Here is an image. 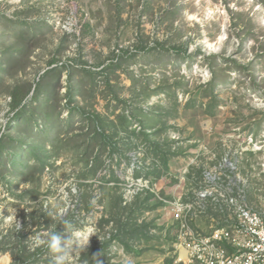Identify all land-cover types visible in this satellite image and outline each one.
<instances>
[{"label": "rangeland", "instance_id": "rangeland-1", "mask_svg": "<svg viewBox=\"0 0 264 264\" xmlns=\"http://www.w3.org/2000/svg\"><path fill=\"white\" fill-rule=\"evenodd\" d=\"M185 45L188 55L200 49L235 60L242 68L221 66L219 74L228 75L229 83L215 89L211 116L206 109L212 105L206 95L212 79L208 63L201 57L187 62ZM0 62V137L32 97L51 100L22 109L21 121L39 122L33 135L21 123V133L15 129L10 135L13 142L33 139L46 165L27 155L29 173L22 176L13 169L11 146L0 155V264H52L50 255L43 254L47 246L30 247V238H44L55 229L56 213L63 212L65 222L81 217V186L95 199L104 198L101 204L92 198L91 214L82 223L95 233L86 249L116 233L113 222L105 223L114 196L129 194V205L121 208L128 217L131 206L143 207L149 193L155 195L138 215L150 237L135 243L142 255L135 257L115 244L124 264H172L175 236L163 233L157 196H171L177 182L164 172H203L228 155L238 161L237 172L252 173L251 187L260 191H251V199H264L261 0H0ZM190 99L197 100L196 107L186 108ZM73 109L78 112L69 126ZM81 109L104 119L100 128L111 127L107 134L118 148L124 150L123 138L135 132L133 152L138 155L132 163L141 161L145 167H135L131 174L132 163L121 153L113 155L111 146L86 152V134L94 126L91 131L90 123L84 127ZM54 110L49 128L57 122L61 132L44 137L41 124ZM101 155L103 165L91 175ZM163 162L169 163V171ZM161 165L164 169L153 170ZM140 177L150 182L141 193L134 184ZM26 192L32 193L20 199ZM46 222L50 231H42Z\"/></svg>", "mask_w": 264, "mask_h": 264}, {"label": "built area", "instance_id": "built-area-1", "mask_svg": "<svg viewBox=\"0 0 264 264\" xmlns=\"http://www.w3.org/2000/svg\"><path fill=\"white\" fill-rule=\"evenodd\" d=\"M130 155L132 163L138 152ZM237 163L227 155L203 172H164L177 182L171 196L156 194L163 233L175 236L172 264H264V199H251V191L260 189L251 187V172H237ZM132 165L131 174L145 167L141 161ZM134 180L140 193L150 183ZM128 195L123 194L124 206Z\"/></svg>", "mask_w": 264, "mask_h": 264}, {"label": "trees", "instance_id": "trees-1", "mask_svg": "<svg viewBox=\"0 0 264 264\" xmlns=\"http://www.w3.org/2000/svg\"><path fill=\"white\" fill-rule=\"evenodd\" d=\"M262 3H264V0H261ZM164 44H161V46H163ZM185 49H183V52L186 54L187 57V62L190 59H195L197 57H201L202 59H204L207 63H208V70L209 72H211L212 75V79L210 82H208L207 88H206V95L207 97L210 98L209 100V104H212L208 107H206L207 109V113L208 115H213V112H210L208 110L210 109H214L215 108V102L217 101V95H214L215 89L219 88L220 86H225L227 85L228 82V75L223 76L220 73V68L222 65H231L233 68L235 69H242L241 66L239 65V63L235 60H232L230 58L225 59L223 57H221L218 54H210V55H206V53L202 50H198L196 53H191L188 55V45H185ZM164 49V48H162ZM174 50H178L176 47L173 48ZM3 65V62H0V68ZM92 72V71H90ZM92 74H96L95 72H92ZM1 79V78H0ZM40 96L41 94H38L37 96L32 97V99L26 103L23 106V110L27 109L29 107V105H33L35 103L40 104L41 106H46L51 100H44V101H40ZM68 97L70 99H72V95L69 94ZM197 100L195 99H190L187 104H186V108H193L196 107V104L198 102H196ZM16 102V100H15ZM75 102H73V100L71 101V104H74ZM204 106V105H202ZM19 110L18 115L15 117V120H13V122L15 124H12L13 122L10 123L8 129H7V133L3 134L0 137V155H3V153L5 151H7L9 149V146L12 147V151L9 155L10 158H14L12 165H13V169L14 170H18V173H21L22 176H25V174L29 173V172H25V170H27L28 167H30V165L25 164L26 161V157L27 155H31V158H34L36 162H39L42 167H44L46 165V161H45V157L40 154L39 152V146H37V144L34 142V140L32 139L30 142H25L24 139H19L16 140V142H13V139L11 138V133L16 129L19 130L20 128L18 127L21 123V125L23 126V129L28 131L30 130V132L32 133V135L34 134V130L35 128L39 127V122L38 121H34V120H24L21 121L22 118V114L23 111ZM85 116L86 119V124L84 127H86L87 123H90L91 128L89 131H91L92 127H93V131H91L90 133H87V139H86V143L88 144V146L86 147V152H90L91 149H93L94 146H100L101 149H107L108 147H112V154H118L121 153V157L125 160L129 162H131V155L134 151V142H132V140L134 139L133 136H135V132L134 133H130L128 134L129 137L128 138H123V141H126L125 144V149H121L118 148L113 140H114V136H109L107 134V131L111 129V127H106L105 129L100 128V126L103 125L104 127V119H102V117L100 115H92L91 116H87L84 111V109H81ZM76 112H78L76 109L71 110L70 112V118L68 119V125L71 126V121H73L74 116L76 114ZM55 114H57L56 110H54V113H47L46 119L44 120V124L41 125H45L44 128H42L43 130H40L41 135H45L44 137H52V136H59V133L61 131H59V124L56 122V125L50 130L49 127H51V123H52V119H55L53 117H55ZM59 115V114H58ZM101 124V125H100ZM53 125V124H52ZM125 124H122V127L124 128ZM127 125V124H126ZM129 126V125H127ZM41 127V126H40ZM56 127V130H54ZM83 127V128H84ZM82 128V129H83ZM39 129V128H38ZM48 129V131H46ZM23 130V131H24ZM54 130V131H53ZM148 130V129H147ZM52 131V133H51ZM19 133H21V131L19 130ZM143 135V137H145V140L149 139V134L144 133L142 131L141 133ZM149 142H151V139L148 140ZM148 143V142H147ZM154 145L156 146V148H158L160 146L159 143L157 142H153ZM21 147L22 153L18 152V148ZM9 153V152H7ZM103 165V160H102V155L100 157H98L97 159H95V164L92 166L93 170L90 173L91 175H96L98 170L102 167ZM163 165L165 167V169L167 171H169V163L163 162ZM19 166V167H16ZM164 167L161 166H157L155 167L153 170H157V169H164ZM139 169V168H138ZM150 172H153L152 169H149ZM165 170V171H166ZM152 174V173H150ZM157 177L159 176L156 175ZM90 177V176H89ZM87 177V178H89ZM138 177V176H137ZM85 179V177H83ZM90 188V187H89ZM88 188V190H89ZM90 191V190H89ZM85 190L82 186L81 189L79 190V203H82L81 207H83L85 205V208L82 211V208L80 207V214L81 217L76 220V219H72L69 222L66 223H61L60 220L55 219L53 220V223L55 224V229H52L51 231H57L58 233L65 235L67 234V229L71 230L72 227H81L83 226L82 223L87 220V217L91 214L89 209V204H93L92 202V198L95 199V197H93V193L90 191ZM32 193V192H31ZM31 193L26 192L23 195L20 196V199L24 200L27 196H29ZM151 196L149 198L146 199L145 203L143 204V207H139L138 204H135L134 206H131L130 212L128 217H125V212L121 213V208H122V204H123V196H114L112 198V214H111V218L108 221H105V223H109V222H113L114 226H115V234H112L110 236V238L108 239H103L101 241L96 240L88 249H86L82 254H80V256L78 257V259L76 260V264H124L123 262H120L118 259V254L116 252H114V246H116L115 244H120L123 249L124 252L127 251L128 253H133L135 257H139L142 255L143 250H136V245L135 243H138V241H142V238H145L147 236H145L146 233V226L139 225L138 224V218H139V214L141 210H145V205L147 202L151 201L150 199L155 198V195L152 193ZM103 200H98L97 203L101 204L103 203ZM94 206V204H93ZM139 207L140 209H138L137 207ZM152 209V208H151ZM155 209V208H154ZM125 219V220H124ZM65 221V220H64ZM75 223V226H69L70 224ZM50 231L51 226L49 225L48 222H46V226L42 229V231ZM150 238V237H147ZM6 250V249H4ZM44 252L43 254H49L50 257H48V261L52 262V254L50 253V251L48 250V248H44L43 249ZM40 250H37V252H39ZM28 252V251H26ZM32 256V255H31Z\"/></svg>", "mask_w": 264, "mask_h": 264}, {"label": "clouds", "instance_id": "clouds-1", "mask_svg": "<svg viewBox=\"0 0 264 264\" xmlns=\"http://www.w3.org/2000/svg\"><path fill=\"white\" fill-rule=\"evenodd\" d=\"M63 215V212L56 213L54 219L60 220L61 223H66L63 220ZM94 234L89 226L72 227L71 230L67 229V234L65 235L57 231H50L44 238L40 236L30 238V247L46 245L52 254V264H76V260L86 250L90 238Z\"/></svg>", "mask_w": 264, "mask_h": 264}, {"label": "crops", "instance_id": "crops-1", "mask_svg": "<svg viewBox=\"0 0 264 264\" xmlns=\"http://www.w3.org/2000/svg\"><path fill=\"white\" fill-rule=\"evenodd\" d=\"M144 222V221H143ZM138 224H139V220H138ZM141 225L144 224V223H140Z\"/></svg>", "mask_w": 264, "mask_h": 264}]
</instances>
